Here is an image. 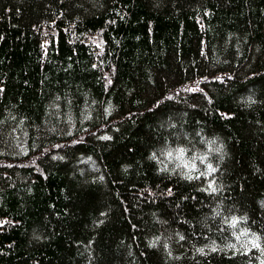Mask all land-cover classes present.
Here are the masks:
<instances>
[{
    "label": "trees",
    "instance_id": "obj_1",
    "mask_svg": "<svg viewBox=\"0 0 264 264\" xmlns=\"http://www.w3.org/2000/svg\"><path fill=\"white\" fill-rule=\"evenodd\" d=\"M135 263L264 264V0H0V264Z\"/></svg>",
    "mask_w": 264,
    "mask_h": 264
},
{
    "label": "rangeland",
    "instance_id": "obj_2",
    "mask_svg": "<svg viewBox=\"0 0 264 264\" xmlns=\"http://www.w3.org/2000/svg\"><path fill=\"white\" fill-rule=\"evenodd\" d=\"M220 75H217V76H226L225 74H223V73H219ZM203 76H210V75H207V74H205V75H203ZM129 255H131V254H129ZM136 264V263H135Z\"/></svg>",
    "mask_w": 264,
    "mask_h": 264
},
{
    "label": "bare ground",
    "instance_id": "obj_3",
    "mask_svg": "<svg viewBox=\"0 0 264 264\" xmlns=\"http://www.w3.org/2000/svg\"><path fill=\"white\" fill-rule=\"evenodd\" d=\"M180 87H182V86H180ZM184 88V87H183ZM191 90V89H190Z\"/></svg>",
    "mask_w": 264,
    "mask_h": 264
}]
</instances>
